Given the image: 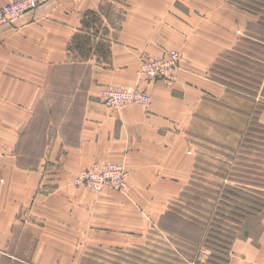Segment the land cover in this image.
<instances>
[{
    "label": "rangeland",
    "instance_id": "1",
    "mask_svg": "<svg viewBox=\"0 0 264 264\" xmlns=\"http://www.w3.org/2000/svg\"><path fill=\"white\" fill-rule=\"evenodd\" d=\"M103 2H106L103 7L96 9L102 18L116 26L120 24L121 11L123 20L127 14V0ZM158 17L160 20L150 25V32L154 35L158 33L162 41L167 39L166 43L171 48L141 55L136 69L135 59L133 62L128 58V73L112 71V75L116 79L123 75V80L124 77L136 78L133 87L111 82L105 84L100 93L103 88L114 86L150 95L148 90L143 89L142 81L164 80L174 88L180 75L184 74L181 77L183 81L187 74L190 75L187 82L192 83V87L184 91L177 87L174 93L189 96L188 103L176 105L183 112V117L177 122L182 127L185 124L188 129L191 128V170L183 176V171L170 169L169 172L179 174V178L164 175L156 178L160 181L158 183L134 188L131 195L128 190L126 193L132 200L124 197L132 206L118 210L120 212H116L115 217L119 218L123 213L124 222L137 229L134 233L142 237L125 235L123 246L100 249L87 245L72 249L68 244L73 241L66 236L72 237V225L78 224L74 222L76 218L72 209H79L87 216L86 210L82 209H87L88 204H95L88 202L93 198L92 194L106 192H116V201L123 202V193L117 190L127 188L129 171L127 169L123 189L93 190L78 184L76 177L94 163L123 162L94 161L62 184L32 183L30 196L16 185V199L22 203L20 224H17L21 235L20 247L16 250L19 256L31 258L38 242L36 236L45 231L46 228H42L47 223L48 243L56 246L61 254L63 250L69 254L64 259L47 254L44 264H230L232 259H264V120L261 119L264 103V0H160ZM233 20L238 25H233L230 30ZM221 25L225 33L231 32V38L224 40V44L228 42L229 46L218 52L207 67L195 59L190 69L186 70L182 62L186 50L194 49L201 39L208 44L215 42L219 39L216 27ZM86 31L88 27L83 21L81 32ZM95 36L97 42L108 34L99 32ZM171 50L179 52L181 67L173 80L142 78L140 68L145 60ZM200 52L205 53L203 50ZM88 57L104 59L101 54ZM101 63L96 61V64ZM75 73L72 76L65 74L63 86L73 80V86L80 88L78 95L82 100L88 72L80 68ZM98 76L97 72L96 78ZM58 92L64 96L69 94L68 97L71 95L69 87H63ZM100 93V101L117 108L107 104ZM132 102L148 105L152 97L148 104ZM31 154L34 158L38 153ZM162 178L166 182H161ZM140 195L152 198H139L142 197ZM86 223L81 222L78 227L80 237L83 235L79 240L81 243L88 235L82 232ZM142 229L147 231L138 233ZM72 250L76 251L75 257ZM77 257L81 259H75ZM29 261L33 264V259ZM7 264L21 263L7 261Z\"/></svg>",
    "mask_w": 264,
    "mask_h": 264
},
{
    "label": "crops",
    "instance_id": "2",
    "mask_svg": "<svg viewBox=\"0 0 264 264\" xmlns=\"http://www.w3.org/2000/svg\"><path fill=\"white\" fill-rule=\"evenodd\" d=\"M9 1L0 0V6ZM103 1L49 0L0 28V264L7 261L29 264V259H33V264H44L47 254H55L58 259L69 254L65 250L61 254L56 246L48 243L47 223L42 228L45 231L36 236L38 242L31 258L17 254L21 242L17 224H20L22 203L17 202L16 185L30 196L32 183H66L94 161L125 163L129 171L128 185L125 190H117L123 193V202L116 201V192L92 194L88 202L95 204L82 209L87 216L79 209H72L74 222L78 224L72 225V237L66 236L73 241L68 243L72 249L80 245L99 249L121 247L125 235L142 237L134 233L137 229L124 222L123 213L115 217L118 210L131 208L127 198L132 200L134 188L158 183L156 178L164 175L179 178L170 169L183 171L184 176L192 168L191 128L177 122L183 112L176 105L188 103L189 96L174 93L177 87L183 91L192 87L187 82L190 75L185 74L184 81L181 80L184 74L180 75L175 89L164 80L142 81L143 89L152 97L148 105L131 102L112 108L99 100L105 84L133 87L136 78L123 80V75L117 79L112 75V71L128 73V58L133 62L135 59L136 69L141 55L171 48L167 39L162 41L158 33L150 32V25L160 20V0H127V14L123 20L121 11L120 24L102 21L100 32L108 34L104 40L111 43L110 58H82L83 51L89 56L101 54L96 46L103 38L97 42L96 36L91 38L84 48L70 47V44L83 28L85 12L99 9ZM230 25L231 30L238 24L233 20ZM216 32L219 39L215 42L208 44L201 39L194 49L184 51L182 62L186 70L195 59L207 67L218 52L229 46L224 40L231 38V32L225 33L223 25L217 26ZM96 61L102 63L96 64ZM80 68H85L89 76L82 100L78 95L80 88L73 86V80L69 81L70 86L68 81L63 86L65 74L76 75ZM63 87H69L70 97L58 92ZM204 103L207 104L205 99ZM262 112L264 120V103ZM31 152L38 153L37 157L33 158ZM160 180L166 182L163 178ZM128 190L130 195L126 193ZM84 221L87 223L82 232L88 235L84 233L86 237L81 243L83 235L80 237L78 227ZM230 264H264V259H232Z\"/></svg>",
    "mask_w": 264,
    "mask_h": 264
},
{
    "label": "built area",
    "instance_id": "3",
    "mask_svg": "<svg viewBox=\"0 0 264 264\" xmlns=\"http://www.w3.org/2000/svg\"><path fill=\"white\" fill-rule=\"evenodd\" d=\"M46 1L14 0L2 6L0 8V26L13 23L24 13L37 9ZM180 68V54L176 50H171L169 53L145 60L140 68V73L145 79L163 78L171 81L176 77ZM100 95L107 104L117 108L132 101L147 104L151 102V96L148 93L124 87H105ZM127 174V168L123 163H94L76 177V182L93 190L123 189L126 186Z\"/></svg>",
    "mask_w": 264,
    "mask_h": 264
},
{
    "label": "trees",
    "instance_id": "4",
    "mask_svg": "<svg viewBox=\"0 0 264 264\" xmlns=\"http://www.w3.org/2000/svg\"><path fill=\"white\" fill-rule=\"evenodd\" d=\"M103 3L101 4V7H103V5L106 2L104 4ZM83 21H84V24L87 25L88 31L86 32L80 31L76 33L72 38L70 47H73V46H76L79 48L86 47L87 43L91 40V38L95 37V34H98L101 31L103 18L100 15L98 10H88L87 12H85ZM91 30H95V32L93 33ZM110 44H111L110 41H106L102 39L100 44L96 46V49H98L96 51H99L101 53V57L102 58L104 57L105 60L109 59ZM83 52H84V55H82V58L85 56H88L85 54V51Z\"/></svg>",
    "mask_w": 264,
    "mask_h": 264
}]
</instances>
